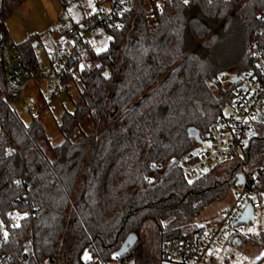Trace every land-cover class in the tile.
I'll return each instance as SVG.
<instances>
[{
    "label": "trees",
    "instance_id": "trees-1",
    "mask_svg": "<svg viewBox=\"0 0 264 264\" xmlns=\"http://www.w3.org/2000/svg\"><path fill=\"white\" fill-rule=\"evenodd\" d=\"M26 2L1 0L3 30ZM108 31L112 40L96 69L66 86L78 98L64 112L59 145L48 151L41 119L26 126L0 102L7 129L0 134V215L25 210L14 201L28 194L37 215L22 222L11 248L19 254L33 237L30 264L57 256L64 264L107 262L130 234L140 243L147 221L162 246L182 239L206 207L226 198L237 174L234 166L218 167L190 181L182 161L197 146L188 129L204 136L231 100L234 84L224 89L222 75L256 72L250 48L257 43L264 51V0H168L163 13L142 8ZM18 47L26 68H35V43ZM0 87L11 94L1 67ZM86 119L94 133L82 128ZM245 157L249 168L261 170L264 124H256ZM259 241L264 247V234Z\"/></svg>",
    "mask_w": 264,
    "mask_h": 264
},
{
    "label": "built area",
    "instance_id": "built-area-1",
    "mask_svg": "<svg viewBox=\"0 0 264 264\" xmlns=\"http://www.w3.org/2000/svg\"><path fill=\"white\" fill-rule=\"evenodd\" d=\"M76 1L87 11V0ZM168 0H106L109 6L102 9L100 2L96 10L88 14L83 25L68 26L58 24L50 30L56 34L55 52L51 67L42 69L41 62L35 68H26L21 50L5 30L0 27V67L3 68L7 83L12 87L11 94L0 87V102L16 111L19 102H25V95L31 84H45L49 92L61 97L69 83L81 81L86 74L93 72L99 60L97 56L103 46H109L112 36L109 29L121 28L122 19L127 14H135L142 8L163 13ZM88 13V12H87ZM250 55L255 63L256 72H244L237 75L239 83L231 90V112L221 115L216 124L201 135L202 143L191 150L182 166L187 178L209 174L220 164L227 163L237 168V174L231 180V188L236 191L234 204L222 210L211 220H196L189 226L188 235L182 239L167 241L162 246L161 264H232L239 254L249 257L245 249L256 247L257 253L252 259L257 264L264 258V247L259 237L264 234V190L261 189L264 162L260 171L252 170L245 160L252 132L256 124H264V51L252 44ZM32 105H26L25 111L31 112ZM7 129L0 116V134ZM11 151L17 152L13 144ZM215 167L210 169V166ZM243 176L242 184L239 176ZM23 182V177L21 178ZM24 203L25 210L13 209L7 218L0 215V264H30L34 256V238L29 241L25 251L17 254L11 248V238L18 233L25 220L33 221L37 215L28 194L19 196L14 205ZM254 210L249 225L239 224L248 206ZM255 226L259 235L245 234L243 229ZM134 264L132 253L104 262L99 257H90L88 264ZM34 264H58L56 257L47 260L35 258Z\"/></svg>",
    "mask_w": 264,
    "mask_h": 264
},
{
    "label": "rangeland",
    "instance_id": "rangeland-1",
    "mask_svg": "<svg viewBox=\"0 0 264 264\" xmlns=\"http://www.w3.org/2000/svg\"><path fill=\"white\" fill-rule=\"evenodd\" d=\"M87 11L82 10L76 1L70 0H27L5 23L4 26L17 45H21L27 41H32L35 44L37 59L41 62L42 69L51 67L52 56L55 52L56 34H51L50 30L58 24H67L68 26L83 25L88 18L89 12L96 10L97 3L100 2L101 8L106 9L109 5L106 0H87ZM1 5V0H0ZM88 12V13H87ZM136 14V13H135ZM134 14V15H135ZM108 45L103 46L100 53L108 50ZM237 76L236 72H226L222 75V85L224 89L232 88L233 79ZM70 84V83H69ZM26 103L19 102L16 105L17 113L26 126H30L34 120L41 119L49 141L45 143V148L49 151L52 147L59 145L63 141V135L59 131V127L63 121V115L66 109L73 110V100L78 98V91L71 87L69 93L65 92L61 97H53V94L48 91L45 84H31L26 95ZM48 103V109L43 110L44 104ZM26 105H32L31 112L25 111ZM231 106L227 105L224 112H231ZM82 128L87 133H94L96 126L90 120L82 122ZM231 164L226 162L218 167L223 171L231 168ZM215 166H210V169ZM217 167V168H218ZM200 176L189 177L190 181L198 179ZM82 186V179L79 182ZM236 200V191L231 188L225 199L216 202L206 207L201 215L196 219V222L203 220H211L216 217L222 210L231 207ZM255 226H247L243 229L245 234H259L254 231ZM259 239V238H258ZM245 253L249 257L239 254L232 264H255L252 258L257 253L256 247L249 246L245 249ZM162 244L160 233L152 221H147L141 232L140 243L135 247L132 254L134 255V264H161L162 262ZM85 259H88L86 256ZM42 260V259H40ZM58 264H64V259L57 256ZM257 264H264V258L260 259ZM110 264H116L115 261Z\"/></svg>",
    "mask_w": 264,
    "mask_h": 264
},
{
    "label": "water",
    "instance_id": "water-1",
    "mask_svg": "<svg viewBox=\"0 0 264 264\" xmlns=\"http://www.w3.org/2000/svg\"><path fill=\"white\" fill-rule=\"evenodd\" d=\"M35 45H37V44H35ZM233 81L235 84L239 83V79L236 77L233 79ZM254 134H255V132H252L251 136ZM188 137H189V139H194L197 143H200V144L202 143L201 132H200V130H198L195 127H191L188 129ZM242 182H243V176L240 175L239 176V183L242 184ZM253 216H254V210H253L252 206L250 205L246 208L243 216L237 222L236 225H239V224L249 225L253 220ZM138 243H139V236L136 233L130 234L128 236V238L126 239V241L124 242L121 249L117 252V256L124 257V256L132 253L133 250L135 249V247L138 245Z\"/></svg>",
    "mask_w": 264,
    "mask_h": 264
},
{
    "label": "crops",
    "instance_id": "crops-1",
    "mask_svg": "<svg viewBox=\"0 0 264 264\" xmlns=\"http://www.w3.org/2000/svg\"><path fill=\"white\" fill-rule=\"evenodd\" d=\"M92 13H93V12H92ZM38 46H39V44L36 45V47H38Z\"/></svg>",
    "mask_w": 264,
    "mask_h": 264
}]
</instances>
